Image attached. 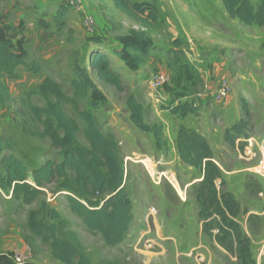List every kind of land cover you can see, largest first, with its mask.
Segmentation results:
<instances>
[{"label":"rangeland","instance_id":"obj_1","mask_svg":"<svg viewBox=\"0 0 264 264\" xmlns=\"http://www.w3.org/2000/svg\"><path fill=\"white\" fill-rule=\"evenodd\" d=\"M249 1L253 6L260 2ZM83 4L86 14L84 0ZM63 7L65 19L59 29L55 17ZM156 11L152 25L139 17L99 13L108 20L101 23L94 18L91 33L83 13L62 0H0V25L9 27L14 42H22L26 63L38 66L36 73L18 68L16 78L6 82L9 96L0 104V140L10 151L0 149V159L9 154L19 158L29 176L46 161H62L60 150L45 134L44 117L33 116L31 108L54 102L40 92L46 78L72 98V64L92 49L104 50L112 71L120 75L121 89L104 85L89 72L107 102L91 113L98 131L116 145L133 215L124 242L109 247L71 213L60 179L43 183L41 195L31 204L0 190V255L19 256L22 264H62L51 254V241L30 231L29 215L35 213L39 223L55 225V238L73 235L90 264H235L201 233L195 201L200 174L186 167L176 153L178 129L186 127L205 137L226 189L258 217L250 224L247 217L238 221L250 239L255 263L264 264V26H244L229 18L221 0H158ZM130 31L141 32L152 46L135 71L112 55ZM159 75L168 81L154 88L150 82ZM222 83L229 95L217 102L214 96ZM129 96L143 106L145 123L160 130V149L151 134L129 121L125 106ZM185 103L195 105L196 114L174 115L173 109ZM86 111L87 100L62 105L64 115L77 123L76 139L84 147L88 143L81 113ZM235 126L245 136L229 145L224 133ZM47 210L55 211L58 218L51 219ZM200 255L203 262L197 258Z\"/></svg>","mask_w":264,"mask_h":264},{"label":"trees","instance_id":"obj_2","mask_svg":"<svg viewBox=\"0 0 264 264\" xmlns=\"http://www.w3.org/2000/svg\"><path fill=\"white\" fill-rule=\"evenodd\" d=\"M111 2L117 11L129 18L139 17L151 25L157 21L158 0ZM221 3L229 18L238 20L240 24L264 26V0H260L256 6L249 0H221ZM64 19L63 7L57 11L55 26L61 29ZM9 31L8 26L0 25V104L8 98L6 82L16 78L15 72L18 68H25L31 73L38 70L36 64L26 63V51L22 42H14ZM119 42L120 47L113 50L112 55L131 71L137 70L152 48L150 40L136 31H130L129 35L121 38ZM105 52L97 48L92 49L87 57L83 55L80 62L72 64V98L64 95L60 86L51 79L43 80L40 92L51 97L54 102L45 107L31 108V112L38 119L44 117L45 134L52 146L60 150L62 161L58 164L46 161L29 176L19 158L12 154L3 156L0 159V190H9L15 199H21L24 204H31L41 195L40 188L43 183H50L55 178L60 179V188L67 193L66 199L71 213L82 221L88 232L99 235L105 245L114 247L124 242L133 215L131 200L122 185L124 172L116 145L98 131L91 113L107 102L89 72L104 85L121 89L120 75L112 71L111 61ZM86 61L88 67L85 65ZM187 66V63H184L183 68L187 78L191 80V72ZM83 100H87L88 111L81 113L85 125L82 132L88 147L82 146L76 139L80 132L77 123L62 112V105L74 106ZM125 106L131 124L139 131L151 134L160 149V130L145 123L143 106L133 96L128 97ZM173 114L186 118L196 114V107L186 103L178 105L173 109ZM243 136L245 135L241 127L235 126L225 131L224 140L229 145H234ZM175 143L179 160L200 174L195 201L201 233L221 248L235 264H256L252 257L250 239L243 232L238 220L247 217L250 224L258 217L249 214L234 194L226 189L223 172L214 159L208 141L198 132L180 127ZM3 148L10 151L9 145L0 140V149ZM42 207L46 206L43 204ZM46 214L51 219L58 218L53 210H47ZM35 215H29V229L34 235L42 237L43 241H51V254L56 261L73 264L76 260L75 264H90L80 252L73 235H70L72 239L55 238V225L39 223ZM45 234H49V237H45ZM0 264L12 262L8 255H0Z\"/></svg>","mask_w":264,"mask_h":264},{"label":"built area","instance_id":"obj_3","mask_svg":"<svg viewBox=\"0 0 264 264\" xmlns=\"http://www.w3.org/2000/svg\"><path fill=\"white\" fill-rule=\"evenodd\" d=\"M62 1L67 7L75 9L77 11H81L83 13L85 26L92 33L94 31V27H95V20H94V17L92 15H89L88 13L85 14L83 12V8H84L83 0H62ZM167 81H168V79L165 75H159L154 80H152L150 82V84L154 88H158V87L165 85L167 83ZM228 95H229L228 87L226 86L225 83H222L219 86L218 90L216 91L214 99L217 102L224 101L228 97ZM248 144H249L248 146L251 147L252 144L249 141H248ZM244 149H246L245 151L248 152V150H247L248 147H246ZM8 257H9L10 261L12 262V264H22L19 256H15V257L8 256ZM197 258L199 261L203 262V257L201 255L198 256Z\"/></svg>","mask_w":264,"mask_h":264},{"label":"crops","instance_id":"obj_4","mask_svg":"<svg viewBox=\"0 0 264 264\" xmlns=\"http://www.w3.org/2000/svg\"><path fill=\"white\" fill-rule=\"evenodd\" d=\"M84 2L86 3L88 13L93 15L94 18H96V20L101 21V23L103 22L104 19H107V18L106 16H102V15L100 16L99 13L100 14L101 13L115 14L117 17H119V15L121 14L119 11L115 9L111 0H105V1L103 0H84ZM138 2H142V1H138Z\"/></svg>","mask_w":264,"mask_h":264}]
</instances>
